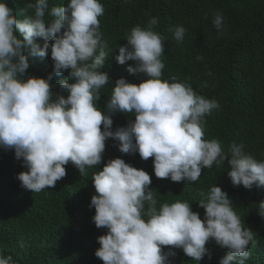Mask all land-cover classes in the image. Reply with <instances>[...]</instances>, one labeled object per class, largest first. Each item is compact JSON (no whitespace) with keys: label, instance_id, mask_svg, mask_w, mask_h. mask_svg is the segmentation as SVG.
I'll list each match as a JSON object with an SVG mask.
<instances>
[{"label":"clouds","instance_id":"1","mask_svg":"<svg viewBox=\"0 0 264 264\" xmlns=\"http://www.w3.org/2000/svg\"><path fill=\"white\" fill-rule=\"evenodd\" d=\"M103 14L99 0H68L51 7L49 0H35L19 11L0 0V149L14 151L27 169L16 177L20 186L36 193L53 188L66 176L69 163L86 175L103 162L111 139L123 154L152 158L158 179L194 183L202 169L227 160L234 187L264 188V160L246 153L242 143H232L225 152L218 140L203 139L204 118L219 108L218 102L197 95L175 77L171 82L161 79L165 37L153 31L155 17L146 29L136 26L126 33L116 56L120 65L134 62L126 70L145 79L138 85L116 80L105 108L97 106L100 90L111 82L101 71L109 56L98 20ZM223 23L217 13L213 26L222 31ZM185 34L177 26L175 41L182 43ZM49 55L53 70L46 79H24L30 58ZM65 71L68 76L58 88L66 96L55 95L50 82ZM117 113L135 119L113 130ZM91 180L96 193L89 205L95 209L92 222L107 230L97 238L100 247L95 251L103 264H171L175 249L199 264L210 258V240L227 250L219 264H246L250 259L253 231L244 227L219 186L200 192L201 219L187 201L163 203L158 209L151 176L122 158L108 160ZM257 215L264 219V201ZM0 264L16 262L0 250Z\"/></svg>","mask_w":264,"mask_h":264},{"label":"trees","instance_id":"2","mask_svg":"<svg viewBox=\"0 0 264 264\" xmlns=\"http://www.w3.org/2000/svg\"><path fill=\"white\" fill-rule=\"evenodd\" d=\"M9 7L19 11L35 0H3ZM68 0H49L52 5L63 6ZM104 14L98 17L102 42L107 43L108 59L101 71L107 72L111 82L100 90L97 106L103 110L116 80L125 78L129 83L139 84L145 79L133 76L126 70L134 66L128 61L120 65L116 61L118 47L126 41V33L136 26L147 28L151 18L158 19L153 31L165 37V67L162 80L191 85L197 95L219 104L204 118L206 141L218 140L225 152L232 143L243 144L244 151L264 160V0H99ZM219 13L224 17L222 31L212 24ZM20 18V17H18ZM45 19H50L45 17ZM183 26L186 34L182 43L174 39V30ZM43 45L44 41L38 39ZM53 70L50 55L43 60L30 58L28 77L47 78ZM68 72L54 76L50 82L55 95H65L58 82L66 79ZM71 82V81H70ZM171 82V81H170ZM113 130L126 127L132 114L117 113L112 116ZM103 127V126H101ZM122 158L137 169L151 176L150 190L157 199V208L163 203L187 201L192 210L204 216L198 207L200 192L212 186L221 187L232 201L233 210L241 218L245 228L253 231L254 239L249 245L251 253L246 264H264V219L257 215L258 204L264 201V188L253 186L234 187L227 175V160L216 163L211 169H202L200 178L194 182H172L154 175L153 161H144L139 154H123L118 143L106 141L103 162L87 169L86 175L71 164L65 166L66 176L55 187L39 193L24 190L17 175L27 171L22 160L15 158L14 151L0 149V250L4 256L11 255L16 264H103L95 256L100 247L97 238L106 229L96 228L92 222L95 209L89 208L95 195L92 174L102 170L110 159ZM23 245V247L21 246ZM206 247L209 256L199 264H219L227 250L210 240ZM165 251L168 249L165 248ZM171 264H198L180 249Z\"/></svg>","mask_w":264,"mask_h":264}]
</instances>
